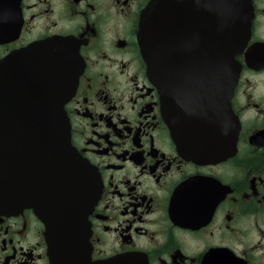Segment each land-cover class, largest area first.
I'll use <instances>...</instances> for the list:
<instances>
[{"label": "flooded vegetation", "instance_id": "flooded-vegetation-1", "mask_svg": "<svg viewBox=\"0 0 264 264\" xmlns=\"http://www.w3.org/2000/svg\"><path fill=\"white\" fill-rule=\"evenodd\" d=\"M153 1L14 0L20 27L0 35V63L36 41H72L79 73L63 107L99 193L84 223L60 219V249L42 206L0 212V264H264V0L172 5L177 127L222 104L232 116L234 138L220 130L223 154L203 160L171 134L146 73L138 31ZM237 31L245 44L227 88L211 42Z\"/></svg>", "mask_w": 264, "mask_h": 264}, {"label": "water", "instance_id": "water-1", "mask_svg": "<svg viewBox=\"0 0 264 264\" xmlns=\"http://www.w3.org/2000/svg\"><path fill=\"white\" fill-rule=\"evenodd\" d=\"M173 3L154 0L141 14L138 40L146 73L160 91L175 140L193 150L194 157H219L220 130L228 144L234 138L232 116L224 112L223 104L210 120L202 116L192 127L181 129L175 122ZM242 11L246 16L248 7ZM19 27L20 10L14 0H0V35ZM245 29L246 24L239 27ZM242 38L237 31L232 38L220 35L211 42L212 71L226 76L227 88L235 71L234 57L245 44ZM78 73V54L68 38L36 41L0 63V212L42 206L40 214L54 249L68 243L59 232L60 219L84 223L99 193L95 170L71 144L63 107L74 92ZM81 227L73 235L81 236Z\"/></svg>", "mask_w": 264, "mask_h": 264}]
</instances>
